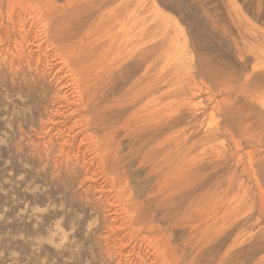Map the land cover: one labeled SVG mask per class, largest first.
Here are the masks:
<instances>
[{
    "label": "rangeland",
    "instance_id": "1",
    "mask_svg": "<svg viewBox=\"0 0 264 264\" xmlns=\"http://www.w3.org/2000/svg\"><path fill=\"white\" fill-rule=\"evenodd\" d=\"M116 18L127 22L128 41L114 55L95 58L102 52L84 44L109 39ZM0 22V264H159L162 258V264H264V0H0ZM53 28L62 38L70 35L67 28L81 31L59 41L56 51L65 55L66 44L74 47L72 71L53 52ZM37 45L47 48V59L32 55ZM88 65H96L97 75L105 65L118 68L106 79L108 94L96 98L105 114L89 131L98 136L88 140L98 144L102 131L119 145L89 146L73 137L87 115L78 116L77 67L89 77ZM98 124L113 126L103 131ZM110 151L122 167L112 165ZM163 243L172 261L163 256L165 247H156Z\"/></svg>",
    "mask_w": 264,
    "mask_h": 264
},
{
    "label": "bare ground",
    "instance_id": "2",
    "mask_svg": "<svg viewBox=\"0 0 264 264\" xmlns=\"http://www.w3.org/2000/svg\"><path fill=\"white\" fill-rule=\"evenodd\" d=\"M22 2H23V1H22ZM31 2H32V1H30V3H31ZM12 3H13V2H12ZM16 3H17V2H16ZM7 4H8V2H7ZM20 4H21V3H20ZM28 4H29V3H28ZM81 4H82V3H81ZM9 6H10V5H9ZM43 6H44V4H43ZM13 7H14V6H13ZM28 7H29V6H28ZM10 8H11V7H10ZM31 8H32V7H31ZM17 9H19V7H18ZM14 10H15V8H14ZM21 10H22V9H21ZM21 10H20V12H21ZM28 10H29V9H28ZM7 11H8V10H7ZM11 11L14 12L13 10H11ZM22 11H23V10H22ZM47 11H48V10H47ZM73 11H74V10H73ZM75 11H76V9H75ZM75 11L73 12L74 14H75ZM12 12H11V13H12ZM58 12H59V11H58ZM70 12H71V11H70ZM30 13H31V12H30ZM47 13H48V12H47ZM80 13H81V12H80ZM9 14H10V12H9ZM12 14H13V13H12ZM69 14H70V13H69ZM28 15H29V14H28ZM37 15H38V14H37ZM72 15H73V14H72ZM8 16H9V15H8ZM69 16H70V15H69ZM73 16H75V15H73ZM73 16H72V17H73ZM77 16H78V15H77ZM77 16H76V17H77ZM86 16H88V14H87ZM16 17H17V15H16ZM36 17H37V16H36ZM44 17H45V16H44ZM125 17H126V16H125ZM14 18H15V16H14ZM18 18H19V17H18ZM20 18H21V17H20ZM29 18H30V17H29ZM33 18H34V17H33ZM126 18H127V17H126ZM126 18H125V19H126ZM8 19H10V18L8 17ZM12 19H13V18H12ZM22 19H23V18H22ZM52 19H53V18H52ZM2 20H3V19H2ZM5 20H6V19H5ZM10 20H11V19H10ZM27 20H28V19H27ZM37 20H39V19H37ZM37 20H36V21H37ZM87 20H88V19H87ZM115 20H116V22H114V23H117V25H118V29H117V31L114 32V34H112V35L110 36V38L107 39L104 43L101 44L100 41H99V42H98V41H93V42L89 41V42H91L89 45H87L89 42H87V44H84V46H85V50H86L87 48L90 50V48H91V51H101V52H102V55H101L100 52H95L94 55H92V53H91L92 56L95 57V55H97V56L99 57V59L102 60V59L105 58L106 55L109 54V53H110V56H111V55H114V54L117 52V50H119V49L121 48V43L124 42V40L126 41V39H127V41H128L130 31L127 30V29H128L127 22H126V23L124 22V21H125L124 18L122 19V21H121V19H120V22H118V19H117V18H116ZM123 20H124V21H123ZM16 21H17V20H16ZM24 21H25V20H24ZM112 21H113V20H112ZM128 21H129V20H128ZM6 22H8V21H6ZM12 22H13V21H12ZM12 22L10 21L8 26H10V25H11L10 23H12ZM20 22H21V21H20ZM20 22H19V23H20ZM27 22H28V21H27ZM34 22H35V21H34ZM59 22H60V21H59ZM78 22H79V21H78ZM0 23H1V22H0ZM23 23H24V22H23ZM62 23H63V22H62ZM62 23H59V24H60V25H59L58 22H57V24L59 25V27L62 28L63 26H61V25H65V26H64V28H65L67 25H66V24H62ZM64 23H65V21H64ZM92 23H93V22H92ZM7 24H8V23H7ZM13 24H14V22H13ZM13 24H12V25H13ZM20 24H21V23H20ZM39 24H40V23H39ZM45 24H46V23H45ZM49 24H50V23H49ZM53 24H55V23H53ZM57 24H55V26H56ZM80 24H81V21L79 22V26H80ZM90 24H91V23H90ZM99 24H100V23H99ZM99 24H98V25H99ZM1 25H2V24H1ZM24 25H25V24H24ZM27 25H28V24H27ZM36 25H37V24H36ZM36 25H35V26H36ZM42 25H43V24H42ZM58 25H57V27H58ZM74 25H75V24H74ZM81 25H82V24H81ZM14 26H15V25H14ZM14 26H13V27H14ZM22 26H23V24H22ZM22 26H21V27H22ZM28 26H29V25H28ZM43 26H44V25H43ZM52 26H53V25H52ZM79 26H78V27H79ZM84 26H85V24H84ZM84 26H81V27H79V28L75 27V28H77V29L83 28V29H84ZM88 26H89V24H88ZM99 26L101 27V25H99ZM1 27H2V26H1ZM5 27H6V24H5ZM10 27H11V26H10ZM21 27H20V29H21ZM97 27H98V26H97ZM3 28H4V27H3ZM36 28H37V27H36ZM43 28H44V27H43ZM75 28L72 29V30H74V32H72L71 29H70V32H68V28H67V33H70V35L67 34V35H65V36H68V37H64V38H62L63 35H62V36H59L60 34L57 35V33H59V30H60V32H61V29H60V28H59V30H56V31H55V29L53 28V29H54V32H56L55 37L58 36V37L56 38V39H57V42H56L57 47H54V48H56V49H55V51H53V52L57 53V55H58V59L61 60V61H60V60H59V61L62 62V64L65 63V64H66L65 66H68L67 64H71V62H72V64H73V60L75 59V56H76V55L74 54L75 56H68V54L70 53V51H72V49H74V47L71 49L69 44H66V45H68V46H66L65 44H63V45H64L63 47L66 46L67 48L70 49L69 53H68V54H65V55H64L65 52L62 53V51H61V52H60L61 54H60V56H59V52H56V51H57V50H60V49L62 48V44H61L59 41H65V40H67V39H69V38L72 39L73 36H74V37L77 36V34H78L77 31H80L81 29H80V30H75ZM98 28H99V27H98ZM10 29H11V28H10ZM13 29H14V28H13ZM46 29H47V28H46ZM46 29L44 28L45 31H46ZM48 29L51 30L50 28H48ZM53 29H52V30H53ZM83 29H82V30H83ZM100 29H101V28H100ZM107 29H108V28H107ZM4 30H6V28H5ZM24 30H25V27H24L23 31H24ZM44 30H41L40 32H42V31H44ZM49 30H48V31H49ZM0 31H1V30H0ZM17 31L19 32V29H18ZM23 31L21 32V35H22V33H23V35H24V32H23ZM25 31H26V30H25ZM57 31H58V32H57ZM1 32H2V31H1ZM18 32H17V33H18ZM52 32H53V31H52ZM54 32H53V34H54ZM80 32H81V31H80ZM2 33H3V32H2ZM10 33H11V32H10ZM35 33H36V32H35ZM44 33H45V32H44ZM62 33H63V31H62ZM42 34H43V33H42ZM48 34H49V36H50V34H51V36L53 35V34L51 33V31H50V33H48ZM65 34H66V33H65ZM135 34H139V33H135ZM1 35H2V34H1ZM113 35H114V36H113ZM115 35H116V39H115V41H114V37H115ZM10 36H12V35H10ZM46 36H47V34H46ZM46 36H45V37H46ZM89 36H90V35H89ZM112 36H113V39L110 40ZM134 36H136V35H134ZM38 37H39V36H38ZM38 37H37V38H38ZM47 37H48V36H47ZM47 37H46V38H47ZM127 37H128V38H127ZM139 37H140V35H139ZM46 38H45V40H46ZM51 38H52V37H51ZM12 39H13V38H12ZM18 39H19V38H18ZM85 39H87V38H85ZM49 40H50V38H49ZM51 40H53V39H51ZM83 40H84V38H83ZM109 40H110V41H109ZM19 41H20V40H19ZM26 41H27V40H26ZM37 41H38V40H37ZM9 42H10V40H9ZM22 42H23V41H22ZM39 42H40V41H39ZM130 42H131V40H130ZM130 42H129V43H130ZM30 43H31V42H30ZM83 43H84V42H83ZM83 43H82V44H83ZM52 44H53V42H52ZM71 44H72V43H71ZM12 45H13V44H12ZM17 45H18V44H17ZM24 45H25V43H24ZM31 45H32V44H31ZM33 45H34V44H33ZM40 45H42V44L40 43ZM40 45H37L35 50L33 49L34 51L32 52V55L36 52V53H39V54H40L39 57H42V58H46V59H47V57H48V55H47L48 52H47V51H48V50H47V48H45V47L42 48L43 46L41 47ZM73 45H74V44H73ZM127 45H129L128 42H127ZM127 45H126V46H127ZM132 45H133V44H132ZM74 46H75V45H74ZM81 46H82V45H81ZM81 46H80V47H81ZM2 47H3V46H2ZM17 47H18V46H17ZM66 47H65V48H66ZM71 47H72V46H71ZM133 47H135V46H133ZM133 47H132V48H133ZM80 49H82V48H80ZM80 49H79V52H81ZM123 49H124V48H123ZM8 50H9V49H8ZM22 50H23V49H22ZM67 50H68V49H67ZM121 50H122V49H121ZM2 52H3V51H2ZM2 52H1V53H2ZM89 52H90V51H89ZM89 52H88V54L85 53V55H88V56H89ZM130 52H131V50H130ZM24 53H25V52H24ZM55 53H54V54H55ZM17 54H18V53H17ZM20 54H21V53H20ZM63 55H64V56H63ZM81 55H84V54H81ZM81 55H79V56H81ZM91 55H90V56H91ZM4 56H5V54H4ZM79 56H78V57H79ZM7 57H8V56H7ZM23 57H24V56H23ZM29 57H30V56H29ZM32 57H33V56H32ZM36 57H37V56H36ZM52 57H53V56H52ZM83 57H85V56H83ZM102 57H103V58H102ZM20 58H21V57H20ZM89 58L91 59V57H89ZM89 58H87V59L89 60ZM95 58H96V57H95ZM0 59L2 60V58H0ZM29 59H30V58H29ZM37 59H38V58H37ZM51 59H52V58H51ZM92 59H93V58H92ZM80 60H82V58H81ZM118 60H119V58H118ZM25 61H26V60H25ZM28 61H29V60H28ZM38 61H39V60H38ZM17 62H18V61H17ZM26 62H27V61H26ZM91 62H92V61H91ZM102 62H103V61H102ZM28 63H29V62H28ZM36 63H38V62H36ZM76 63H77V65H78L79 67H81V66H80V64H82L81 62H80V63L76 62ZM76 63H75V61H74V64H76ZM84 63H85V61H84ZM99 63H101V62L99 61ZM99 63H98V64H99ZM96 64H97V63H96ZM98 64H97V65H98ZM23 65H24V64H23ZM53 65H54V64H53ZM86 65H87V64H86ZM89 65L92 66L93 64H92V65L89 64ZM89 65H88V66H89ZM82 66H83V65H82ZM90 66H89V67H90ZM26 67H27V66H26ZM32 67H33V66H32ZM68 67H69V66H68ZM68 67H66V68H68ZM74 67H75V66H74ZM109 67H110V66H106V65L103 66V68H104L105 71H104V74H102V75H105V76H102L101 74H98V75H97V72H96V70L94 69V68H96V65L94 66V68H93V67H90V70L93 69V71H92V75L89 76V77H87V76L85 75V74H86V73H85L86 70H85L84 67H83L84 70H85L84 72H83V69H82V71H81V69L77 67V70L79 71V72L77 71V72L79 73L78 75H79V76H82L81 78H78V79L75 77L77 81L82 79V82H81V84H80V85H81V87H80V88H81V89H80L81 91L79 90V91H80V94L78 95L79 98H78L77 102H79L78 105H80L81 111H83V112H79V113L77 112V113H78V116L80 115V117H81V113H82V114H84V112L87 113V115L85 114V116L82 115L81 120L79 121L80 123H82V126H83L84 128L81 126V128H79V130L77 129L78 132H77V133H74L75 135H73V137L76 138L77 143L79 142V140H78L79 138H81L80 140H84V141L87 140V141H89L90 139L88 140V138H89V136L91 135V134L89 135V133H91V132H89L90 129H91V131H92V129H93L92 132H94V130H97V129L94 128V127H97V124H96V126H95V123L101 121L100 118H99V120L97 119L98 116L100 117V113H101V112H99V111H101V110H99L100 108L98 107L100 103L98 104V106H97V104H96V98H97V99H98V98H102V99H103V98L108 94V91H107V90H109V89L104 90V89H105L104 87H107V85H108V83H109V82H108L107 85H106V79H107V77H108V78H109L108 81L110 80V77H111L110 74H111V72H112L114 66L112 65V67H110V68H109ZM118 67H119V66H118ZM19 68H20V67H19ZM22 68H23V67H22ZM29 68H31V67H29ZM33 68H34V67H33ZM55 68H56V67H55ZM62 68H64V66L61 67V70H62ZM69 68H70V67H69ZM117 69H118V68H117ZM117 69L115 68V71H116ZM34 70H35V69H34ZM34 70H33V71H34ZM27 71H28V70H27ZM70 71H72L71 68H70ZM113 71H114V70H113ZM115 71H114V72H115ZM34 72H35V71H34ZM86 72H87V71H86ZM43 73H44V72H43ZM65 73H66V72H65ZM69 73H70V72H69ZM75 73H76V71H75ZM75 73H74V74H75ZM80 73H81V74H80ZM37 74H38V73H37ZM87 74H90V73H87ZM38 75H39V74H38ZM40 75H41V74H40ZM42 75H44V74H42ZM100 75H101V76H100ZM44 76H45V75H44ZM71 76H72V75H71ZM71 76H70V77H71ZM74 76H75V75H74ZM57 77H58V76H57ZM68 77H69V76H68ZM103 77H104V78H103ZM44 78H45V77H44ZM51 78H52V76H51ZM102 78L105 80V82H104V81H103V82L101 81ZM113 78H114V77H113ZM37 79H38V78H37ZM69 79H70V78H69ZM49 80H50V79H49ZM63 80H64V79H63ZM76 80H75V81H76ZM120 80H121V79H120ZM111 81H112V79H111ZM125 81H126V80H125ZM34 83H35V82H34ZM51 83H52V82H51ZM102 83H103L104 86L100 89V88H99V85L102 84ZM52 84H53V83H52ZM75 84H76V83H75ZM97 84H98V85H97ZM135 84H137L136 81L133 82L132 85H134V86H131V87H135ZM37 85H38V84H37ZM67 85H68V84H67ZM110 85H111V84H110ZM32 86H33V85H32ZM64 86H65V85H64ZM108 86H109V85H108ZM129 86H130V85H129ZM34 87H35V86H34ZM52 87H53V85H52ZM78 87H79V86H78ZM110 87H111V86H110ZM110 87H109V88H110ZM131 87H130V88H131ZM67 88H68V87H67ZM128 88H129V87H128ZM130 88H129V89H130ZM78 89H79V88H78ZM98 89H99L100 91H98ZM131 89H132V88H131ZM131 89H130V90H131ZM133 89H134V88H133ZM61 90H62V89H61ZM61 90L59 89V91H61ZM63 90H64V89H63ZM76 90H77V89H76ZM76 90H75V91H76ZM77 91H78V90H77ZM97 91H98V92H97ZM111 91H112V88H111L110 92H111ZM127 91H128V90H127ZM127 91H125V92L128 93ZM136 91H138V89H137ZM62 92H63V91H62ZM66 92H67V91H66ZM110 92H109V94H110ZM129 92H130V91H129ZM50 93H51V92H50ZM53 93H54V92H53ZM70 93H71V92H70ZM58 94H60V93H58ZM62 94L64 95V94H66V93L63 92ZM76 94H78V92H77ZM111 94H112V93H111ZM111 94H110V95H111ZM130 94L132 95V93H130ZM130 94H129V95H130ZM69 95H70V94H69ZM69 95H68V96H69ZM119 95H120V94H119ZM124 95H125V94H124ZM129 95H128V96H129ZM64 96H65V95H64ZM74 96H75V93H74ZM74 96H72V98H73ZM112 96H113V95H112ZM112 96H111V97H112ZM128 96H127V98H128ZM138 96H139V94L137 95V97H138ZM24 97H25V96H24ZM62 97H63V96H62ZM66 97H67V96H65V98H66ZM76 97H77V95H76ZM114 97H115V96H114ZM116 97H117V96H116ZM118 97H120V96H118ZM130 97H132V96H130ZM135 97H136V95H135ZM52 98H53V97H52ZM63 98H64V97H63ZM65 98H64V99H65ZM67 98H68V97H67ZM67 98H66V99H67ZM72 98H70V99H72ZM120 98H121V97H120ZM125 98H126V97H125ZM68 99H69V98H68ZM68 99H67V100H68ZM73 99H74V98H73ZM73 99H72V100H73ZM112 99H114V98H112ZM132 99H133V98H132ZM138 99H139V97H138ZM140 99H142V98H140ZM49 100H50V98H49ZM106 100H107V99H106ZM106 100H105V101H106ZM128 100H129V99H128ZM133 100H134V99H133ZM69 101H71V100H69ZM69 101H68V102H69ZM74 101H75V100H74ZM99 101H100V100H99ZM99 101H98V102H99ZM110 101H111V100H110ZM136 101H137V98H136ZM147 101H148V100H147ZM52 102H53V101H52ZM64 102H65V101H64ZM75 102H76V101H75ZM77 102H76V103H72V104H73V105H74V104H77ZM101 102H102V100H101ZM108 102H109V100H108ZM112 102H113V100H112ZM115 102H116V101H115ZM119 102L121 103V100H120ZM119 102H117V104H118ZM126 102H129V101H126ZM47 103H48V102H47ZM59 103H60V102H59ZM69 103H70V102H69ZM103 103H104V101H103ZM105 103H106V102H105ZM131 103H132V102H131ZM131 103H130V104H131ZM134 103H135V102H134ZM70 104H71V103H70ZM70 104H69V106H70ZM101 104H102V103H101ZM113 104H115V103L113 102ZM128 104H129V103H128ZM128 104H127V106H128ZM137 104H138V102L136 103V105H137ZM48 105H49V104H48ZM109 105H110V104H109ZM109 105H107V104H106V105H105V104L103 105V104H102V108H103V106H104V108H105V106H106V108H107V110H108V107H107V106H109ZM124 105H126V104H124ZM133 105H135V104H133ZM133 105H130V106H133ZM136 105H135V106H136ZM57 106H58V105H57ZM67 106H68V105H67ZM69 106H68V107H69ZM130 106H129V109L132 108V107H130ZM61 107H62V106H61ZM72 107H73V106H72ZM75 107H76V105L74 106V108H75ZM78 107H79V106H78ZM112 107H113V106H112ZM116 107H117V106H116ZM69 108H70V107H69ZM69 108H67V109H69ZM74 108H72L71 110H78V109H79V108H77V107H76L75 109H74ZM118 108L120 109L119 106H118ZM121 108H122V107H121ZM126 108H127V107H126ZM109 109H110V107H109ZM119 109H118V110H119ZM137 109H138V108H137ZM159 109H160V108H159ZM61 110H62V109H61ZM110 110H111V111H114V113L117 112V111L115 112L116 109L114 110V108H113V110H112V109H110ZM133 110H134V109H133ZM37 111H38V110H37ZM37 111H36V112H37ZM49 111H50V110H49ZM49 111H48V112H49ZM119 111H120V110H119ZM125 111H126V110H125ZM130 111H131V109H130ZM136 111H137V110H136ZM138 111H139V110H138ZM138 111H137V112H138ZM164 111H165V110H164ZM65 112H66V111H65ZM70 112H71V111H70ZM98 112H99V113H98ZM122 112H123V111H122ZM127 112H128V111H127ZM134 112H135V111H134ZM52 113H53V112H52ZM67 113H68V112H67ZM77 113H75V114H77ZM111 113H112V112H111ZM135 113H136V112H135ZM45 114H46V113H45ZM64 114H65V113H64ZM98 114H99V115H98ZM101 114H103L102 116L104 117V114H105V113H101ZM118 114H119V113H118ZM123 114L126 115V113H123ZM128 114H129V112H128ZM130 114H131V113H130ZM54 115H55V114H54ZM120 115H121V114H120ZM120 115H119V116H120ZM125 115H124V116H125ZM154 115H155V114H154ZM78 116H77V118L80 119V117H78ZM107 116H108V115H107ZM111 116H113V115H111ZM119 116H117V118H118ZM151 116H152V115H151ZM41 117H42V116H40V118H41ZM53 117H54V116H53ZM73 117H74V116H73ZM131 117H132V116H131ZM160 117H161V116H160ZM57 118H58V117H57ZM65 118H67V117H65ZM75 118H76V115H75ZM101 118H102V117H101ZM122 118H123V120H121ZM125 118H126V116H125ZM127 118L130 119L129 116H128ZM139 118H141V117H139ZM145 118H147V117L145 116ZM148 118H149V117H148ZM41 119H42V118H41ZM51 119H52V118H51ZM69 119H70V118H69ZM72 119H73V118H72ZM108 119H109V120H108V122H109V121H110V118L108 117ZM119 119H120V118H119ZM121 119H120L121 121H119V123L122 122V121H124V117L122 116ZM131 119H132V118H131ZM131 119H130V120H131ZM142 119H144V118L142 117ZM96 120H98V121H96ZM111 120H112V121H115V119L113 120V118H111ZM137 120H138V118H137ZM65 121H67V120H65ZM70 121H71V119H70ZM75 121H76V120H75ZM75 121H74V122H75ZM125 121H128V119H126ZM134 121H136V118H135ZM43 122H44V121H43ZM60 122H61V121H60ZM102 122H107V121H102ZM102 122H101V123H102ZM117 122H118V121H117ZM130 122H132V121H130ZM63 123H64V122H63ZM70 123H71V125L73 124L72 122H69V124H70ZM111 123H112V122H111ZM119 123H118V124H119ZM125 123H127V122H125ZM132 123H133V122H132ZM164 123H167V122H164ZM44 124H45V123H44ZM78 124H79V123H78ZM115 124H116V123H115ZM121 124H122V123H121ZM141 124H142V123H141ZM146 124H147V122H146ZM56 125H57V124H56ZM64 125H65V124H64ZM84 125H85V126H84ZM98 125H99V124H98ZM101 125H102V124L99 125V126H100V129L104 131V130H106V128H107V129H110V126H111L112 124H111V125H110V124H107V125L104 124V125H102V127H101ZM122 125H123V124H122ZM129 125H130V124H129ZM143 125H144V124H143ZM20 126H21V125H20ZM67 126H69V125H67ZM72 126H73V125H72ZM75 126H76V125H74V127H75ZM91 126H92V128H90ZM112 126H113V125H112ZM117 126L120 127V125H117ZM115 127H116V126H115ZM115 127H114V130L116 129ZM118 127H117V128H118ZM129 127H130V126H129ZM137 127H138V126H136V128H137ZM140 127H141V125H140ZM142 127H144V126H142ZM142 127H141V129H142ZM145 127H146V126H145ZM69 128H70V126H69ZM75 128H76V127H75ZM98 128H99V127H98ZM112 128H113V127H112ZM122 128H123V127H122ZM133 128H134V127H133ZM133 128L131 127L132 131H133ZM151 128H153V126H152ZM67 129H68V128H67ZM73 129H74V128H73ZM119 129H120V128H119ZM119 129L116 130V131L119 132ZM129 129H130V128H129ZM129 129H128V131H129ZM134 129H135V128H134ZM141 129H138V130L136 129V130L139 131V130H141ZM146 129H147V128H146ZM226 129H227V128H226ZM112 130H113V129H112ZM136 130H135V131H136ZM148 130L150 131L149 127H148ZM155 130H157V129H155ZM70 131H71V129H70ZM72 131L74 132L75 130H72ZM106 131H107V130H106ZM109 131H110V130H109ZM116 131H115V132L113 131L114 134L116 133ZM128 131H127V128H126V129H125V132H128ZM135 131H134V132H135ZM120 132H121V131H120ZM122 132H123V131H122ZM125 132H124V133H125ZM56 133H57V131H56ZM63 133H64V132H63ZM70 133H72V132H70ZM136 133H139V132H136ZM58 134H59V133H58ZM66 134H67V130H66ZM93 134H94V133H93ZM93 134L90 136V138L92 137V139H94ZM98 134H99V133H98ZM98 134H97V135L94 134V135L97 137ZM100 134H101V136H100L101 139H100V137L98 138V139L100 140L98 144L96 143L97 138L95 137V139H96L95 142L91 139L92 141L90 140V141H89V142H90V145H89V143H88V145H89V146L94 145V144H95V145H107V146H108V145H109V146H110V145H119V144H117L118 141L116 142V141H114L115 139H112V138H113V137H111V136L113 135L112 132H110V135H111L110 137H111V138H109V136L107 137L106 135H108V134L105 135V133L102 132V131H101ZM125 134H126V133H125ZM125 134H123V135H125ZM129 134H130V133H129ZM152 134H153V133H152ZM55 135H56V134H55ZM68 135H72V134H68ZM104 135H105V136H104ZM116 135H117V134H116ZM126 135H128V134H126ZM132 135H134V134L132 133ZM135 135H136V134H135ZM50 136H51V135H50ZM63 136H65V135H63ZM80 136H81V137H80ZM120 136H121V135H120ZM56 137H57V136H56ZM125 137H126V136H125ZM125 137H124V138H125ZM147 137H148V136H147ZM18 138H19V137H18ZM53 138H54V137H53ZM63 138H64V137H63ZM82 138H83V139H82ZM116 138H117V137H116ZM129 138H130V137H129ZM71 139H72V138H71ZM103 139H105V140H103ZM122 139H123V138H122ZM146 139H147V138H146ZM150 139H151V138H150ZM13 140H14V139H13ZM52 140H53V139H52ZM60 140H61V139H60ZM64 140H65V139H64ZM73 140L75 141V139H73ZM117 140H118V139H117ZM144 140H145V139H144ZM156 140H157V139H156ZM164 140H165V139H164ZM50 141H51V140H50ZM68 141H69V138H68ZM68 141H67V142H68ZM142 141H143V140H142ZM147 141H148V140H147ZM165 141H166V140H165ZM64 142H65V141H64ZM67 142H65V143L67 144ZM71 142H72V140H71ZM75 142H76V141H75ZM75 142H74V143H75ZM92 142H94V143H92ZM124 142H125V141H124ZM138 142H139V141H138ZM153 142H154V140H153ZM45 143H46V142H45ZM52 143H53V142H52ZM69 143H70V142H69ZM77 143H76V144H77ZM83 143H85V142H83ZM154 143H155V142H154ZM53 144H54V143H53ZM53 144H52V145H53ZM72 144H73V142H72ZM85 144H87V143H85ZM85 144H84V145H85ZM62 145H63V142H62ZM70 145H71V144H70ZM79 145H81V144L79 143ZM127 145H128V144H127ZM141 145H142V144H141ZM19 146H21V145H19ZM56 146H57V145H56ZM84 147H85V146H84ZM159 147H160V146H159ZM168 147H169V146H168ZM54 148H55V145H54ZM97 148H98V147H97ZM104 148H105V147H104ZM141 148H142V147H141ZM56 149H57V148H56ZM116 149H117V148H116ZM122 149H123V148H122ZM125 149H126V148H125ZM15 150H16V149H15ZM48 150H49V149H48ZM48 150H47V152H48ZM99 150H100V149H99ZM101 150H102V149H101ZM113 150H114V149H113ZM127 150H128V149H127ZM134 150H135V149H134ZM55 151H56V150H55ZM87 151H88V150H87ZM96 151H98V149H97ZM149 151H150V150H149ZM49 152H50V151H49ZM62 152H63V151H62ZM98 152H99V151H98ZM50 153H51V152H50ZM109 153H110V159H109V160H110V162H113L112 165H118L119 163H117V161H116V159H115V155L112 154L111 151H110ZM109 153H108V154H109ZM119 153H120V152H119ZM121 153H122V152H121ZM151 154H152V153H151ZM52 155H53V154H52ZM55 155H56V154H55ZM65 155H66V154H65ZM154 155H155V154H154ZM167 155H169V154H166V156H167ZM58 156H59V155H58ZM66 156H67V155H66ZM121 156H122V155H121ZM142 156L144 157V156H146V155H142ZM59 157H60V156H59ZM59 157H58V158H59ZM81 157H83V156H81ZM102 157H103V156H102ZM47 158H48V157H47ZM93 158H94V157H93ZM96 158H97V157H96ZM105 158H106V157H105ZM163 158H164V157H163ZM165 158H167V157H165ZM100 159H101V157H100ZM50 160H52V159L50 158ZM53 160H55V159H53ZM63 160H64V158H63ZM136 160H137V159H136ZM144 160H145V158H144ZM149 160H150V159H149ZM79 161H80V160H79ZM89 161H90V160H89ZM97 161H98V159H97ZM123 161H124V160H123ZM169 161H170V160H169ZM49 162H50V161H49ZM85 162H86V161H85ZM135 162H136V161H135ZM135 162H134V163H135ZM162 162H163V161H162ZM75 163H76V162H75ZM78 163H81V162H78ZM86 163H87V162H86ZM88 163H89V162H88ZM88 163H87V164H88ZM131 163H132V162H131ZM165 163H166V162H165ZM83 164H84V163H83ZM91 164H92V163H91ZM160 164H161V162H160ZM160 164L158 163V165H160ZM80 165H81V164H80ZM153 165H154V164H153ZM36 166H37V165H36ZM41 166H42V165H41ZM77 166H78V165H77ZM118 166H121V167H122L121 164H119ZM38 167H39V166H38ZM38 167H37V168H38ZM140 167H141V166H140ZM152 167H153V166H152ZM154 167H155V166H154ZM170 167H171V166H170ZM78 168H79V166H78ZM111 168H112V167H111ZM111 168H110V170L108 171L109 174H111V173H110ZM117 168H118V167H117ZM93 169H94V167H93ZM108 169H109V168H108ZM113 169H114V171H112V174L115 172V170H117V169L114 168V167H113ZM113 169H112V170H113ZM119 169H121V168H119ZM142 169H143V168H142ZM152 169H153V168H152ZM178 169H180V172L183 170L181 167H179ZM78 170H79V169H78ZM121 170H122V169H121ZM121 170H119V171H121ZM161 170H163V168H161ZM161 170L158 171V173H161ZM81 171H82V170H81ZM93 171H94V170H93ZM106 171H107V170H106ZM49 172H50V171H49ZM87 172H88V171H87ZM150 172L156 173V172H154V171H150ZM44 173H45V172H44ZM78 173H79V172H78ZM115 173L117 174V172H115ZM118 173H119V172H118ZM138 173H139V172H138ZM165 173H166V172H165ZM42 174H43V173H42ZM116 174H114V175H116ZM134 174H135V173H134ZM80 175H81V173H80ZM106 175H107V174H106ZM114 175H110V177L113 176V178H114ZM118 175H119V174H118ZM121 175H122V174H121ZM150 175H151V174H150ZM150 175H149V176H150ZM170 175H172V174H170ZM49 176H50V175H49ZM160 176H161V175H160ZM166 176H167V175H166ZM51 177H52V176H51ZM122 177H123V175H122ZM122 177L120 176L119 179L121 180ZM157 177H158V176H157ZM164 177H165V176H164ZM49 178H50V177H49ZM104 178H105V177H104ZM143 178H144V177H143ZM184 178H185L184 176H183V178H181L180 184L182 183V181L184 180ZM53 179H54V178H53ZM111 179H112V178H111ZM116 179H117V178H116ZM122 179H123V178H122ZM58 180H59V179H58ZM94 180H95V179H94ZM102 180H103V179H102ZM123 180H125V177H124ZM123 180H122V182H123ZM150 180H151V179H150ZM164 181H168V179L165 178V179L163 180V182H164ZM125 182H126V181H125ZM171 182H172V181H171ZM84 183H85V182H84ZM108 183H109V182H108ZM157 183H158V182H157ZM167 183H168V182H167ZM125 184H126V183H125ZM134 184H135V183H134ZM159 184H160V183H159ZM159 184H157V185H159ZM173 184H176V183H173ZM180 184H179V185H180ZM109 185H110V184H109ZM121 185L125 186L124 183L121 184V182H120L119 186H121ZM132 185H133V184H132ZM84 186H85V184H84ZM163 186H164V184H163ZM174 186L176 187V185H174ZM87 187H88V186H87ZM104 187H105V186H104ZM113 187H114V186H113ZM125 187H126V186H125ZM158 187H159V186H158ZM169 187H170V184H169ZM98 188H99V187H97V189H98ZM101 188H102V187H101ZM120 188H121V187H120ZM127 188H128V187H127ZM129 188H130V187H129ZM131 188H132V187H131ZM78 189H79V188H78ZM111 189H112V188H111ZM121 189H122V190H121ZM121 189H119L120 192H122V191L124 192V191H125L124 194H126V192H128V191H126V189H124V187H122ZM127 190H128V189H127ZM167 190H168V186H167ZM167 190H166V191H167ZM171 190H172V189H171ZM90 191H91V190H90ZM99 191H100V190H99ZM106 191H107V190H106ZM109 191H110V190H109ZM109 191H108V192H109ZM116 191H117V189H116ZM130 191H132V190H130ZM85 192H86V191H85ZM93 192H94V191H93ZM123 192H122V193H123ZM169 192H171V191H169ZM103 193H104V192H103ZM116 193H117V192H116ZM128 193H129V192H128ZM132 193H133V192H132ZM152 193H153V192H152ZM159 193H160V192H159ZM166 193H168V192H166ZM168 194H169V193H168ZM79 195H80V194H79ZM85 195H86V194H85ZM152 195H153V194H152ZM169 195H170V194H169ZM90 196H91V195H90ZM98 196H99V195H98ZM120 196H121V195H120ZM124 196H125V195H124ZM129 196H130V195H129ZM131 196H132V195H131ZM72 197H74V196H72ZM78 197H79V196H78ZM92 197H93V196H92ZM127 197H128V196H127ZM161 197H162V196H161ZM128 198H129V199H128ZM128 198H127L128 200L131 199L130 197H128ZM165 198H168V197H165ZM93 199H94V198H93ZM93 199H92V201H93ZM113 199H114V198H113ZM124 199H126V198H124ZM124 199H123V201H124ZM169 199H170V197H169ZM82 200H83V199H82ZM82 200H81V201H82ZM84 200H85V199H84ZM138 200H139V199H138ZM145 200H146V199H145ZM94 201H95V200H94ZM165 202H166V201H165ZM83 203H84V202H83ZM162 203H164V201H163ZM97 204H98V203H97ZM141 204H142V203H141ZM95 205H96V204H95ZM135 205H136V204H135ZM139 205H140V204H139ZM163 205H164V204H163ZM119 206H120V205H119ZM129 206H130V205H129ZM133 206H134V205H133ZM133 206H132V209H130L129 207H127L126 209L129 208V210H130V212H131V211L133 210ZM136 206H137V205H136ZM121 207H122V206H121ZM130 207H131V206H130ZM112 208H113V207H112ZM134 208H136V207H134ZM163 208H164V207H163ZM123 209H124V206H123ZM136 209H137V208H136ZM136 209H135V210H136ZM118 210H120V209H118ZM137 210H140V209H137ZM102 211H103V210H102ZM117 212H118V211H117ZM122 212H123V210H122ZM125 212L127 213L128 211H125ZM125 212H124V214H125ZM133 212L135 213V214H134L135 216H134L133 218H131L132 220L136 217V213H137V211H136V212L133 211ZM100 213H101V212H100ZM128 213H129V212H128ZM138 213H139V212H138ZM101 214H102V213H101ZM108 214H109V213H108ZM114 214H115V213H114ZM125 215H126V214H125ZM129 215H130V214H129ZM129 215L127 214L126 216L128 217ZM131 215L133 216V214H131ZM101 216H102V215H101ZM110 217H111V216H110ZM118 218H120V217H118ZM121 218H122V217H121ZM125 218H126V217H125ZM125 218H124V219H125ZM128 218H129V217H128ZM111 219H113V217H112ZM114 219H115V218H114ZM124 219H123V220H124ZM105 220H106V219H105ZM116 220H117V219H116ZM121 220H122V219H121ZM127 220H128V219H127ZM127 220L125 219V223H126ZM129 220H130V219H129ZM129 220H128V222H129ZM132 220H131L130 222L133 224V221H132ZM136 220H137V218H135V220H134L135 223H138V222H136ZM140 220H141L142 223L144 222L145 224H147L148 222L150 223V221H148V222L146 221V220H150V217H147L146 220H145L144 217L142 218V216H139L138 221H140ZM106 221H107V220H106ZM113 221H114V220H113ZM145 221H146L147 223H146ZM107 222H108V221H107ZM122 222H123V221H122ZM153 222H154V221H153ZM153 222H151V223H153ZM110 223H111V222H110ZM110 223H109V224H110ZM116 223H117V222H116ZM120 223H121V222H120ZM149 223H148V224H149ZM154 223H155V222H154ZM112 224H113V223H112ZM123 224H124V223H123ZM123 224H122V225H123ZM126 224H127V223H126ZM129 224H130V223H129ZM132 224H131V225H132ZM148 224H147V225H148ZM118 225H119V224H118ZM142 225H143V224H142ZM147 225H145V226H147ZM101 226H102V225H101ZM101 226H100V227H101ZM157 226H158V225H157ZM142 227H143V226H142ZM150 227H152V225H150ZM106 228H107V227H106ZM106 228H105V229H106ZM134 228H135V227H134ZM136 228H137V227H136ZM138 228H139V227H138ZM138 228H137V229H138ZM181 228H182V227H181ZM54 229H55V228H54ZM60 229H61V228H60ZM126 229H127V228H126ZM145 229H147V228L145 227ZM55 230H57V229H55ZM58 230H59V229H58ZM99 230H100V228H99ZM108 230H109V229H108ZM111 230H112V229H111ZM60 231H61V230H60ZM102 231H103V230H101V232H102ZM127 232H128V230H127ZM129 232H130V231H129ZM135 232H136V231H135ZM142 233H143V232H142ZM160 233H161V232H160ZM105 234H106V233H105ZM123 234H124V233H123ZM128 234H130V233H128ZM161 234L163 235V233H161ZM164 234H165V233H164ZM109 235H110V234H109ZM148 235H150V234L148 233ZM92 236H93V235H92ZM157 236H158V235H157ZM108 237H109V236H108ZM127 237H128V236H127ZM139 237H140V236H139ZM142 237H143V236H142ZM42 238H43V237H42ZM64 238H65V237H64ZM115 238H116V237H115ZM124 239H125V238H124ZM39 240H40V239H39ZM95 240H96V239H95ZM115 240H116V239H115ZM142 240H144V238H143ZM152 240H154V239H152ZM161 240H162V239H161ZM103 241H104V240H103ZM103 241H102V242H103ZM155 241H156V240H155ZM155 241H153V242H155ZM158 241H159V240H158ZM167 241H168V240H167ZM167 241L165 240L166 245H167ZM60 242H61V241H60ZM107 242H108V241H107ZM151 242H152V241H151V239H150V243H151ZM156 242H157V241H156ZM156 242H155V243H151L153 247H154L153 244H157ZM199 242H200V241H199ZM199 242H198V243H199ZM112 243H113V242H112ZM159 243H160V242H159ZM198 243H197V244H198ZM107 244H108V243H107ZM141 244H142V243H141ZM160 244H161V243H160ZM113 245H114V244H113ZM126 245H127V244H126ZM114 246H115V245H114ZM149 246H150V245H149ZM156 247H158V249H159V247L164 248V247H165V244L163 243V245H161V246H156ZM166 247H167V246H166ZM166 247H165V248H166ZM102 248H103V247H102ZM166 249H167V248H166ZM155 250H156V253H157V251H158L157 248H155ZM105 251H106V250H105ZM109 251H110V250H109ZM116 251H117V250H116ZM163 251H165V249H164ZM168 251L170 252V250L167 249V252H165L166 255H167ZM143 252H144V251H143ZM158 252L160 253V251H158ZM161 252H162V251H161ZM172 252H173V250L171 251V255H172ZM107 253H108V252H107ZM119 253H120V252H119ZM154 253H155V252H154ZM156 253H155V254H156ZM98 254H99V253H98ZM110 254H111V253H110ZM155 254H154V255H155ZM173 254H174V253H173ZM100 255H101V254H99V256H100ZM133 255H134V254H133ZM143 255H144V253H143ZM156 255H157V254H156ZM159 255H160V254H159ZM161 255H162V254H161ZM108 256H109V255H108ZM137 256H138V255H137ZM163 256L165 257L166 260H168L167 257L169 256V254H168L167 256H165V255H163ZM141 257H142V256H141ZM152 257H153V256H152ZM160 257H162V256H160ZM193 257H194V256H193ZM193 257H192V260H193ZM106 258H107V257H106ZM121 258H122V257H121ZM134 258H135V257H134ZM158 258H159V257H158ZM226 258H227V257H226ZM135 259H136V258H135ZM135 259H133L132 263L135 262ZM138 259H139V258H137V260H138ZM150 259H151V258H150ZM154 259H155V258H154ZM162 259H164V258H162ZM162 259H161V262L163 261ZM176 259H177V257H176ZM178 259H179V258H178ZM178 259H177V260H178ZM220 259H221V258H220ZM126 260H127V259H126ZM140 260H141V258H140ZM169 260H171V257H170ZM169 260H168V261H169ZM172 260H173V259H172ZM172 260H171V261H172ZM179 260H180V259H179ZM211 260H212V259H211ZM129 261H130V260H129ZM171 261H170V262H171ZM125 262H126V261H125ZM138 262H140V261L138 260ZM159 262H160V260H159ZM161 262H160V263H161ZM166 262H167V261H164L163 264H166ZM170 262H169V263H170ZM174 262H175V261H174ZM174 262H171V263L174 264ZM181 262H182V261H181ZM160 263H159V264H160ZM176 263H178V262H176ZM182 263H183V262H182ZM219 263H220V262H219ZM120 264H121V263H120ZM123 264H124V263H123ZM125 264H127V263H125ZM134 264H135V263H134ZM138 264H139V263H138ZM144 264H146V263H144ZM150 264H151V263H150ZM161 264H162V263H161ZM179 264H180V263H179ZM221 264H222V263H221ZM223 264H224V263H223Z\"/></svg>",
    "mask_w": 264,
    "mask_h": 264
},
{
    "label": "clouds",
    "instance_id": "3",
    "mask_svg": "<svg viewBox=\"0 0 264 264\" xmlns=\"http://www.w3.org/2000/svg\"><path fill=\"white\" fill-rule=\"evenodd\" d=\"M65 238H67V233H65Z\"/></svg>",
    "mask_w": 264,
    "mask_h": 264
}]
</instances>
